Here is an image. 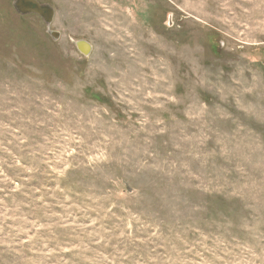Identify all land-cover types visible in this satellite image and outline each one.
I'll return each mask as SVG.
<instances>
[{"label": "rangeland", "instance_id": "1", "mask_svg": "<svg viewBox=\"0 0 264 264\" xmlns=\"http://www.w3.org/2000/svg\"><path fill=\"white\" fill-rule=\"evenodd\" d=\"M38 1L0 0V264H264V0Z\"/></svg>", "mask_w": 264, "mask_h": 264}, {"label": "water", "instance_id": "2", "mask_svg": "<svg viewBox=\"0 0 264 264\" xmlns=\"http://www.w3.org/2000/svg\"><path fill=\"white\" fill-rule=\"evenodd\" d=\"M14 6L21 15H36L42 17L49 27L54 21L55 10L48 5H42L38 0H15ZM50 34L54 37L59 35L54 31H50ZM76 45L85 56L89 55L91 51L89 43L84 40H79L76 42Z\"/></svg>", "mask_w": 264, "mask_h": 264}, {"label": "flooded vegetation", "instance_id": "3", "mask_svg": "<svg viewBox=\"0 0 264 264\" xmlns=\"http://www.w3.org/2000/svg\"><path fill=\"white\" fill-rule=\"evenodd\" d=\"M41 3V2H40ZM42 4V3H41ZM43 5V4H42ZM42 18V17H41ZM43 19V18H42ZM44 20V19H43Z\"/></svg>", "mask_w": 264, "mask_h": 264}]
</instances>
